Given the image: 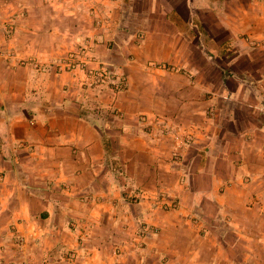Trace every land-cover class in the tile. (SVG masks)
<instances>
[{"label": "crops", "instance_id": "0c3cea01", "mask_svg": "<svg viewBox=\"0 0 264 264\" xmlns=\"http://www.w3.org/2000/svg\"><path fill=\"white\" fill-rule=\"evenodd\" d=\"M0 264H264V0H0Z\"/></svg>", "mask_w": 264, "mask_h": 264}, {"label": "built area", "instance_id": "2783aa9c", "mask_svg": "<svg viewBox=\"0 0 264 264\" xmlns=\"http://www.w3.org/2000/svg\"><path fill=\"white\" fill-rule=\"evenodd\" d=\"M78 51H71L58 63L57 68L60 71L71 70L75 67H85L89 61H92L94 46L84 44Z\"/></svg>", "mask_w": 264, "mask_h": 264}, {"label": "rangeland", "instance_id": "374dc122", "mask_svg": "<svg viewBox=\"0 0 264 264\" xmlns=\"http://www.w3.org/2000/svg\"><path fill=\"white\" fill-rule=\"evenodd\" d=\"M82 46H79L78 48H76L75 50H71V51H78L79 50V48H81ZM71 51H69V52H71ZM69 52L64 56V57H66L68 54H69ZM94 53H96V52H94ZM63 57V58H64ZM63 58H61V60L59 61V62H61L62 61V59ZM87 65H89V64H87ZM76 68V67H75ZM78 68V67H77ZM58 69V68H57ZM74 69V68H73ZM72 70V69H71ZM64 71H67V70H64ZM124 81V79H123V77L121 78H119V82L117 83V86H119V84H121L122 82ZM170 207L171 208H176L177 207V202L176 201H173V203H171V205H170ZM144 225V224H143ZM143 231H146V229L145 228H143L142 229Z\"/></svg>", "mask_w": 264, "mask_h": 264}]
</instances>
